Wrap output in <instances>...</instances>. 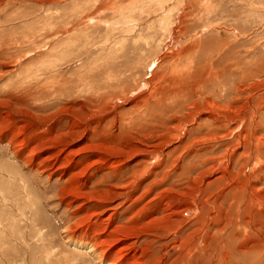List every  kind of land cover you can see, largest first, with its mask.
I'll use <instances>...</instances> for the list:
<instances>
[{
	"label": "rangeland",
	"instance_id": "obj_1",
	"mask_svg": "<svg viewBox=\"0 0 264 264\" xmlns=\"http://www.w3.org/2000/svg\"><path fill=\"white\" fill-rule=\"evenodd\" d=\"M0 103V264H99L86 212L132 264H264V0H0Z\"/></svg>",
	"mask_w": 264,
	"mask_h": 264
},
{
	"label": "bare ground",
	"instance_id": "obj_2",
	"mask_svg": "<svg viewBox=\"0 0 264 264\" xmlns=\"http://www.w3.org/2000/svg\"><path fill=\"white\" fill-rule=\"evenodd\" d=\"M8 46V45H7ZM9 47V46H8ZM188 73V72H187ZM190 73V72H189ZM210 73V72H209ZM188 75V74H187ZM190 76V75H189ZM216 76V75H215ZM180 77V76H179ZM37 78V77H36ZM182 78V77H181ZM38 79V78H37ZM208 79V78H207ZM33 80H34V78H30V81H27V83L28 84H30V83H32L33 82ZM38 80H40V79H38ZM40 82V81H39ZM166 83H167V81H166ZM202 84V83H201ZM200 84V88L203 86V85H201ZM170 85V84H169ZM84 86V85H83ZM82 87V86H81ZM198 88H199V85H198ZM98 91V90H97ZM192 91H193V89H192ZM237 91V90H236ZM241 91V90H240ZM101 95V94H100ZM104 95V94H103ZM125 95V94H124ZM160 97V96H159ZM92 99H94V98H92ZM91 99V100H92ZM100 99H101V97H100ZM112 99V98H111ZM121 100V99H120ZM250 100V99H249ZM96 101H97V99H96ZM167 101V100H166ZM161 102V100L159 101V103ZM1 104V103H0ZM2 104H4V103H2ZM102 105V104H101ZM2 106V105H1ZM105 106V105H104ZM172 106V105H171ZM213 106V107H212ZM211 107L213 108V111L210 113V114H212L213 115V117H210V120L212 121V124L213 125H218L219 126V128H221V126H223L222 127V129L223 128H227V127H231V126H233L234 124H237V123H239V126L237 127L238 128V130L235 132V135H236V137H237V139H238V141H239V143L240 144H238V145H240V147H243L244 145L246 146L247 144H251V149L250 150H247V154L248 155H253V157L255 158L256 157V159H259V156H255L253 153L254 152H259L260 150H256L255 149V151H254V148H253V145H254V143H256V145L258 144L259 145V143L260 142H262L261 141V139H258V140H255V139H250V140H248L247 139V137H246V135H245V132H246V130H247V116L244 114V112H242V113H240L239 115H240V117L238 116V118H240V119H238V120H230L229 121V119L227 118V117H224V115H222V117L219 115V114H217L216 113V111H214V107H216L215 108V110L216 109H218V108H221V107H217V106H215V105H212ZM164 107V106H163ZM147 109V108H146ZM103 110V109H102ZM108 111V110H107ZM138 111V110H137ZM105 112V111H104ZM146 112V111H145ZM145 112H144V114H145ZM220 112V111H219ZM143 113V112H142ZM170 113V112H169ZM148 114V109H147V112H146V115ZM209 114V113H208ZM236 114V113H235ZM136 116V115H135ZM143 116H145V115H143ZM174 116V115H173ZM8 117V116H7ZM257 118H259V116H257ZM256 117H251V123H252V126H254L256 123H258V124H262V122H256V120L255 119H257ZM173 121V120H172ZM253 121V122H252ZM3 122H4V120H2V124H3ZM9 123V122H8ZM222 123H225V124H222ZM127 124V123H126ZM203 125V124H202ZM182 126V125H181ZM181 126H179V128L181 127ZM196 127V126H195ZM200 127H202V126H200ZM199 127V128H200ZM1 128L3 129V126L0 124V133L1 132H4V129L6 128H4L2 131H1ZM194 129V128H193ZM196 129H198V128H196ZM6 130V129H5ZM202 131V129H200L199 130V133H202L201 132ZM214 131V130H213ZM7 132V131H6ZM183 132V131H182ZM190 132V131H189ZM192 132V131H191ZM5 133V132H4ZM187 133H188V131H187ZM198 133V132H197ZM184 134V133H183ZM192 134H194V132L192 133ZM231 135V134H230ZM181 136V135H180ZM184 136V135H183ZM19 137V136H18ZM209 138H207L206 140H211V141H213L214 142V144L216 143H220V140H223V141H230V138H229V135H224V136H222V135H219V134H213V135H211V136H208ZM220 139V140H218V139ZM180 139V138H179ZM201 139H203V138H200V140ZM42 140V139H41ZM182 140V139H181ZM232 141V140H231ZM184 141H182V143H183ZM202 142V141H201ZM200 142V143H201ZM222 142V141H221ZM247 143V144H246ZM213 144V143H212ZM210 145V144H209ZM222 146V145H221ZM260 146V145H259ZM193 147V146H192ZM207 147H209V146H207ZM226 147V146H225ZM94 148V147H93ZM220 147L219 146H217V147H215V146H212V147H209V153L208 154H215L217 151H218V149H219ZM227 148V147H226ZM231 148V147H230ZM230 148H228V151H229V149ZM259 148V147H258ZM196 148H194V150H195ZM22 151V150H21ZM208 152V151H207ZM78 153V152H77ZM150 154H153V156H154V158L155 159H159V157L161 156V154H160V152L159 151H154V152H149ZM148 153V154H149ZM191 153H193V154H199L200 152H197V150H196V153H194V151L192 150L191 151ZM75 154V153H74ZM149 154V155H150ZM65 156V155H64ZM181 158H184V154H183V156H180ZM198 157V156H197ZM57 158V157H56ZM178 160V159H177ZM226 160V159H225ZM228 160V159H227ZM156 161V160H155ZM154 161V162H155ZM176 161V160H175ZM46 162H48V161H46ZM58 162V161H57ZM174 163H176L175 165L176 166H179V164H178V161L177 162H174ZM180 163V162H179ZM215 164H216V166L218 167V164H219V161H218V163L216 162V159H215V162H214ZM50 164H53V163H51V162H48L47 163V166H49V169H48V173H49V177H50V179H52L53 178V174L55 173H52V172H50L51 171V166H50ZM158 164V167H160L161 165H163L164 164V160H161V162H159V163H157ZM56 165V164H55ZM175 165H173L174 166V168L176 167ZM39 166H42V165H39ZM46 166V167H47ZM113 166H118L119 167V164L117 163V162H115L114 163V165ZM249 167L251 166V164L250 165H248ZM214 167H215V165H214ZM216 167V168H217ZM220 167V166H219ZM36 168V167H35ZM157 168V167H156ZM118 169V168H117ZM116 169V170H117ZM124 169V168H123ZM122 169V167H121V170H123ZM155 169V168H154ZM153 169V170H154ZM176 169H177V167H176ZM175 169V170H176ZM46 172V173H47ZM144 172L145 173H148V174H143V173H140V175H138V177H141V176H145V175H151L152 174V171H150V169H148V168H146L145 170H144ZM170 172H172L171 170H170ZM178 172V171H177ZM175 175H180V174H182V177H181V179L185 176V174L184 173H174ZM171 177H172V174H170V176H169V179H171ZM185 178V177H184ZM12 179V178H11ZM76 179V178H75ZM82 179V178H81ZM164 180H166V179H164ZM89 181V180H88ZM155 184H157V183H152V187H151V189L153 188V186L155 185ZM158 185V184H157ZM176 185V184H175ZM154 187H156V186H154ZM201 191V190H200ZM203 193V191H201L200 193H199V196H198V201L201 199V197H202V195H204V194H202ZM187 195V194H186ZM180 196V195H179ZM95 200H97L98 202H101V204L102 205H107V203H108V201H106L105 199L104 200H101V199H95ZM200 201H202V200H200ZM196 202H197V199H196ZM162 203V202H161ZM146 206L147 207H149V208H153V207H150V205L148 204H146ZM156 206H157V204H156ZM195 206H196V209H197V212H198V214H197V217H196V219H201V220H206V218L205 217H203V208H202V203H201V206L200 205H198V203L197 204H195ZM35 207V206H34ZM36 208V207H35ZM179 208V210H177L178 212H175V213H173L172 215L173 216H179V215H184V214H186V212H187V210H185V209H182V207H178ZM155 209H156V207H155ZM155 209H154V211H155ZM166 209H167V207H163V208H158L157 210H156V212H158V214L160 213V212H165L166 211ZM181 209V210H180ZM35 210H37V209H35ZM153 210V209H152ZM195 211V210H194ZM78 213V211H76V212H72V214H71V216L70 217H72V216H75L76 214ZM217 214V213H216ZM115 215H111L109 218H107V219H104L103 221H97V222H95L94 220H95V218L97 217L96 216V214H92V212H88V214H87V212H86V214L84 215V217H82L81 219H79V220H76L74 223H72L71 225H68V226H66V228H65V231H64V235H63V238H65L66 239V243H68V244H70L71 246L72 245H74V246H78V245H75V244H82L81 246H79V247H86V248H88L87 249V251H88V255L89 254H91L92 255V257L93 258H95L96 259V261L97 262H99V264H132L131 263V260L129 259L130 257L129 256H131V254H129V252L128 251H130V252H132L131 251V249L132 248H134V247H132V248H126V247H123V248H120V250H119V252L117 251H114L115 250V248L114 247H112V244L116 241V239H117V237L118 236H124V235H122V233H121V231H122V229H120V228H115V229H113L112 231H111V229L109 228V229H106V227H108V225H109V223H106V221L107 220H110V219H112V217H114ZM134 217H136V216H134ZM134 217H132V218H134ZM114 219V218H113ZM164 221H168L169 220V216H165L164 217V219H163ZM163 221V222H164ZM159 223V222H158ZM197 225H196V227H199L201 230H200V234L201 233H203L204 232V230L205 229H203V228H205L206 226L204 225V223H200V222H195ZM111 225H112V223H111ZM231 225H233V224H231ZM110 226V225H109ZM113 226V225H112ZM184 226L185 225H183V226H181L179 229H180V231L184 228ZM236 228V227H235ZM124 231V230H123ZM202 239V238H201ZM135 240V239H134ZM137 240V239H136ZM224 240H226V238H224ZM237 241V240H236ZM115 244V243H114ZM73 246V247H74ZM136 247V246H135ZM78 251V250H77ZM124 251H127L126 253H124ZM134 255V254H133ZM197 255H200V254H197ZM202 255V254H201ZM136 258V257H135ZM139 260H140V258H139ZM141 262V261H140ZM140 262L138 263V264H140ZM135 264H137V263H135Z\"/></svg>",
	"mask_w": 264,
	"mask_h": 264
}]
</instances>
